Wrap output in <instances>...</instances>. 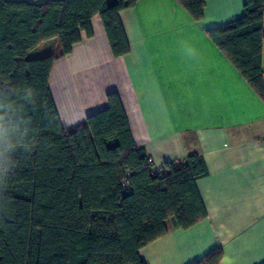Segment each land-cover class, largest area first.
Segmentation results:
<instances>
[{"label": "trees", "instance_id": "obj_1", "mask_svg": "<svg viewBox=\"0 0 264 264\" xmlns=\"http://www.w3.org/2000/svg\"><path fill=\"white\" fill-rule=\"evenodd\" d=\"M139 1L0 0V103L16 98L14 90L35 92L23 109L35 142L0 154V264H146L139 250L168 234L169 219L183 230L206 219L196 187L209 174L202 157L159 171L136 145L117 94L108 95V109L70 129L51 96L55 61L82 33L93 36L95 16L114 55L129 53L119 14ZM177 1L196 22L204 19L209 0ZM207 34L264 102V0H246L241 19ZM50 40L53 53L30 56ZM222 254L216 249L193 264H219Z\"/></svg>", "mask_w": 264, "mask_h": 264}, {"label": "crops", "instance_id": "obj_2", "mask_svg": "<svg viewBox=\"0 0 264 264\" xmlns=\"http://www.w3.org/2000/svg\"><path fill=\"white\" fill-rule=\"evenodd\" d=\"M44 4L51 0H8ZM246 0H209L196 22L177 0H140L119 17L130 51L116 57L102 19L93 36L55 61L50 92L65 129L108 109L120 97L132 137L156 166L202 157L196 183L207 217L139 250L146 264H193L216 249L219 264H264V102L207 32L245 14ZM50 40L30 56L53 53ZM264 82V42L262 46Z\"/></svg>", "mask_w": 264, "mask_h": 264}, {"label": "clouds", "instance_id": "obj_3", "mask_svg": "<svg viewBox=\"0 0 264 264\" xmlns=\"http://www.w3.org/2000/svg\"><path fill=\"white\" fill-rule=\"evenodd\" d=\"M10 98L0 103V154L8 153L17 148L28 149L35 142L31 137L28 121L23 118V109L27 102H31L34 90H27L24 95ZM11 96V95H9ZM3 177L0 176V182Z\"/></svg>", "mask_w": 264, "mask_h": 264}, {"label": "built area", "instance_id": "obj_4", "mask_svg": "<svg viewBox=\"0 0 264 264\" xmlns=\"http://www.w3.org/2000/svg\"><path fill=\"white\" fill-rule=\"evenodd\" d=\"M155 168H158L159 171H162L161 166L154 165Z\"/></svg>", "mask_w": 264, "mask_h": 264}]
</instances>
